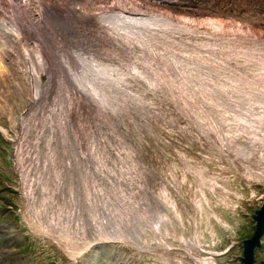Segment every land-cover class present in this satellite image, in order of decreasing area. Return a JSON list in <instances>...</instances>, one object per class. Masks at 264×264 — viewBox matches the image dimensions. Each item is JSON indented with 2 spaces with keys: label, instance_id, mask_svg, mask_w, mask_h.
I'll use <instances>...</instances> for the list:
<instances>
[{
  "label": "bare ground",
  "instance_id": "1",
  "mask_svg": "<svg viewBox=\"0 0 264 264\" xmlns=\"http://www.w3.org/2000/svg\"><path fill=\"white\" fill-rule=\"evenodd\" d=\"M168 1L0 0L21 215L68 264L103 246L126 264H216L200 253L235 212L234 177L264 178V0Z\"/></svg>",
  "mask_w": 264,
  "mask_h": 264
},
{
  "label": "rangeland",
  "instance_id": "2",
  "mask_svg": "<svg viewBox=\"0 0 264 264\" xmlns=\"http://www.w3.org/2000/svg\"><path fill=\"white\" fill-rule=\"evenodd\" d=\"M6 50L7 48H5V51ZM9 86L6 87L14 89L12 83ZM4 99H6V103L13 110V116L21 113V103L16 93H13L10 98ZM0 102L2 103L1 100ZM0 123L9 126L8 116H3ZM6 144L7 143L0 135V264H68L67 261L59 256L56 250L46 246L43 241L31 234L23 223L22 218L20 219L17 216L18 214L16 212L20 209L22 201L20 195L15 191V189L18 188V180L15 175L12 174V164L10 159L12 148ZM102 146L103 150L106 151L104 143H102ZM197 150V148L194 149V152H197ZM168 151V160H175L176 156H178L176 153L177 150L174 147H171ZM190 162H193V160ZM2 180H5L8 183L10 187L9 189L2 186ZM239 185H242L239 180L233 184V193L235 194L236 192L239 195L238 197L244 195L247 197V193L241 189L242 187L239 188ZM221 211L229 226L224 227L223 225L214 223L213 227H215L216 224L215 234L217 235L215 245H218L216 250H224L226 248L229 243V236H232L235 240H241L244 238H250L253 235L255 225L252 219L238 216L222 209ZM204 236L205 243L209 244L208 247L212 250V236H208L207 233H205ZM240 252V247L235 246L232 254ZM97 254L98 253H95V258H85L86 263L84 264H124L120 262L122 258L118 257L119 254H123L121 250L113 252L107 250L103 255ZM116 254L119 261L111 260L110 258L115 257ZM228 258H230V255L229 257L222 258L221 261L224 262ZM255 258L257 262L264 260V240L263 248L256 252ZM87 259L89 262H87ZM148 262L151 264H159V261L153 257H149Z\"/></svg>",
  "mask_w": 264,
  "mask_h": 264
},
{
  "label": "water",
  "instance_id": "3",
  "mask_svg": "<svg viewBox=\"0 0 264 264\" xmlns=\"http://www.w3.org/2000/svg\"><path fill=\"white\" fill-rule=\"evenodd\" d=\"M256 221V231L250 240L243 242L244 247V258L242 259L243 264H254V249L260 248V238L264 234V205L260 211H257L254 216ZM261 264H264L263 262Z\"/></svg>",
  "mask_w": 264,
  "mask_h": 264
}]
</instances>
